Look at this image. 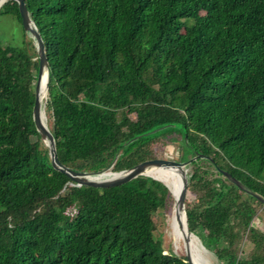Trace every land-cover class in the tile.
Returning <instances> with one entry per match:
<instances>
[{
  "label": "trees",
  "instance_id": "trees-1",
  "mask_svg": "<svg viewBox=\"0 0 264 264\" xmlns=\"http://www.w3.org/2000/svg\"><path fill=\"white\" fill-rule=\"evenodd\" d=\"M25 2L60 161L119 172L181 141L180 157H196L190 230L219 264H264V203L218 170L264 197V0ZM0 14L23 25L15 0ZM38 73L31 37L0 40V264H190L157 234L173 196L162 181L77 186L53 167L33 120Z\"/></svg>",
  "mask_w": 264,
  "mask_h": 264
},
{
  "label": "water",
  "instance_id": "water-1",
  "mask_svg": "<svg viewBox=\"0 0 264 264\" xmlns=\"http://www.w3.org/2000/svg\"><path fill=\"white\" fill-rule=\"evenodd\" d=\"M9 0H0V8L4 3H6ZM19 4V9L22 17V23L24 26V29L28 32L30 37L34 40V43L36 45L38 58H39V73L36 83V97H35V104L33 107V120L35 123V126L37 128V131L39 132L41 139L45 146L48 148L52 165L55 169L66 173L70 179L73 181L72 184H76L77 186L87 185L92 187H98V188H110L115 187L119 185H123L141 175H147L150 177H153L154 179L162 181L170 190V187L168 184L163 181L162 179L150 174L148 171L151 168H154L158 165H175L179 164L180 166H184V185L180 192L178 193V196L174 200V207H175V215L176 218H181V216H184V219L186 221V229L187 233L189 235H195L194 232L190 230L189 221H188V215L186 210V205L188 201V195L190 192V185H189V164L192 160H194L196 157H190L188 159H183L181 157H178V159H172V158H153L150 160L143 161L136 166L132 167L131 169L114 172V171H104L99 174H90L86 172H79L70 169L66 165H64L58 156L57 148H56V141L53 133L49 129V127L44 123L43 117H46V111L42 110V104L43 102L47 101L48 98V91H49V63L46 56V49H45V43L43 41L42 35L36 26L34 20L32 19L31 13L29 12L25 0H15ZM44 76L46 77L45 82V94L40 97L39 95V87L43 82ZM45 109V107H44ZM200 155L201 157H206L203 154H196V156ZM218 170L229 180H231L233 183H235L240 189L247 191L248 193L255 196L259 201L264 203V197H262L260 194L255 193L248 188L245 187V185L238 180L236 177H234L231 173L228 171L218 167ZM171 191V190H170ZM185 237V236H184ZM189 237L186 235L185 240L188 241ZM202 248L207 249L204 244L202 243ZM187 261L190 264H195L191 258L186 255Z\"/></svg>",
  "mask_w": 264,
  "mask_h": 264
},
{
  "label": "rangeland",
  "instance_id": "rangeland-1",
  "mask_svg": "<svg viewBox=\"0 0 264 264\" xmlns=\"http://www.w3.org/2000/svg\"><path fill=\"white\" fill-rule=\"evenodd\" d=\"M30 35L28 32L24 29L23 25L12 15H1L0 14V40L5 45H11V46H18L23 47L25 43H27L28 38ZM49 127V126H48ZM181 141H173L172 143H168L166 147L164 148L163 154L160 157L157 158H172V159H178L180 155L183 154V150L181 147ZM73 149L72 151H74ZM178 172L180 173V176L182 178V182H184V166H180L179 164L174 165ZM194 200V196L189 192L188 195V206H192V201ZM174 205V199L172 196V199L170 201L169 208L167 210V216L161 215V217L158 219V229L157 234H161V240L164 245V252L167 253H174L180 257H185L186 255L184 251L179 247L177 249L173 235L171 234V214L173 210ZM263 207H259L258 214L253 220V224L255 227L261 229L264 231V210H261ZM261 212V214H259ZM260 215V216H259ZM162 220V222L160 221ZM196 234V233H195ZM200 242L201 237L200 235H197ZM205 256L209 259V261L213 264H219L218 259L214 252L204 249Z\"/></svg>",
  "mask_w": 264,
  "mask_h": 264
},
{
  "label": "bare ground",
  "instance_id": "bare-ground-1",
  "mask_svg": "<svg viewBox=\"0 0 264 264\" xmlns=\"http://www.w3.org/2000/svg\"><path fill=\"white\" fill-rule=\"evenodd\" d=\"M45 82L46 77L44 76L43 82L39 87V95L42 97L45 94ZM42 110L43 104H42ZM44 123L47 125L46 117L42 116ZM48 126V125H47ZM177 168L174 165H158L154 168H151L148 172L163 181H165L168 186L170 187L171 193L174 197V200L178 196V193L182 189L179 183V176L175 172ZM171 234L173 235L175 244L177 249L181 247V249L184 251L185 255L188 254V256L191 258V260L195 264H213L209 261V259L204 254V248H202V244L199 240V238L195 235H189L187 233L186 229V221L184 219V216H181V218H176L175 215V207L173 205V210L171 214ZM186 235H188L189 239L188 241L185 240ZM197 235V234H196ZM185 236V237H184Z\"/></svg>",
  "mask_w": 264,
  "mask_h": 264
}]
</instances>
